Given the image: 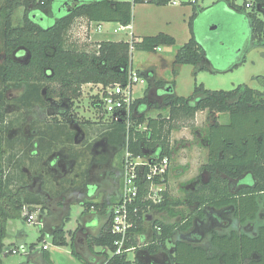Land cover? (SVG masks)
Segmentation results:
<instances>
[{
    "label": "flooded vegetation",
    "instance_id": "flooded-vegetation-1",
    "mask_svg": "<svg viewBox=\"0 0 264 264\" xmlns=\"http://www.w3.org/2000/svg\"><path fill=\"white\" fill-rule=\"evenodd\" d=\"M5 6L3 0L0 5V226L6 233L3 246L9 236L5 221L22 204L37 202L29 206H42L46 213L43 229L56 235L64 231L75 199H101L105 213L100 214L92 206L76 229L78 249L95 252L91 259L95 263L99 256L89 243L109 228L112 207L120 197L123 174L114 162L122 147L124 151L125 141H117L116 134L109 135L108 123H97V130L94 124H79L69 112L71 101L56 96L60 90L56 84L43 81L33 86L30 50L27 44H18L16 32L11 31L23 28L27 17L40 29L47 30L50 27L45 28L47 21L57 20L52 9L33 7L26 11L19 7L10 11ZM20 8L22 20L14 24V13ZM8 13L11 17L8 35H13L10 40L14 45L10 51L4 37ZM43 75L47 80L51 78L48 67ZM149 82L152 89L149 100L163 105L171 94V86L162 81ZM53 131L58 132L56 140L49 143ZM67 141L83 145V151L68 148ZM205 143L208 150L207 137ZM209 157L208 150L205 166ZM81 159L86 160V168L79 169ZM205 166L185 186L186 197L181 202L190 213V220L185 223L190 224L178 228L173 235L174 252L167 248L150 255L148 264H264V192L245 193L255 190V176L247 172L231 178ZM225 186L228 197L222 194ZM208 192L217 197L216 203L194 201ZM17 237L24 239L23 235Z\"/></svg>",
    "mask_w": 264,
    "mask_h": 264
},
{
    "label": "trees",
    "instance_id": "trees-1",
    "mask_svg": "<svg viewBox=\"0 0 264 264\" xmlns=\"http://www.w3.org/2000/svg\"><path fill=\"white\" fill-rule=\"evenodd\" d=\"M225 1L229 8L235 13L245 15L252 32V41H258L264 45V21L259 14H264V0H245L243 6H237L236 0ZM248 1H252V9L246 8ZM145 2L134 0L133 2H120L115 0H5V8L12 11L19 7H24L26 11L31 8H50L54 14V7L58 6L61 14L56 18L47 30H42L33 24L28 17L25 19L24 27L17 28L11 32H16L18 44H27L32 62L29 66L34 72L33 86L40 85L43 81L56 84L60 88L56 96L71 100H78L82 96V88L86 85H102L104 87L116 84H125L128 80V72L131 67V51L143 50L153 52L159 46H174V37L165 33H159L153 37H145L137 41L134 37L132 43L128 41H101L98 48L93 51H86L77 44L69 41L68 35L78 19H84L89 24L102 25L105 23H115L122 26H129L132 23V12L135 4ZM149 4L164 5L163 3L148 2ZM194 6V19L198 15L200 7ZM248 10H252L248 12ZM205 11V10H204ZM199 12V13H200ZM197 17V16H196ZM190 22L191 38L188 43L182 46L174 59V66L192 65L196 71L200 72L207 67L204 61L205 51L196 38L195 28L192 20ZM8 30L4 31V37L8 41V51L14 46L11 44L9 36L11 17L9 13L6 17ZM48 50V53L45 50ZM45 67L49 68L52 75L50 79L43 75ZM177 71V70H176ZM159 82V81H158ZM173 90L175 84H169ZM149 90L143 99L136 100L134 110L138 109L136 124L145 125V130L137 132L132 130L131 148L139 155L146 152H156L159 156H167L172 159L171 135L180 126L192 125L196 114L199 112H212L216 114H228L229 122L220 124L213 122L207 132L208 150L210 153L209 163L205 168L209 170H219L231 178L241 174L251 172L256 179L255 190H247L245 193L264 192V93H259L247 85H241L233 91H212L205 88L203 84L197 85L190 97H179L171 93L164 102V106L169 110L168 117L158 115L147 117L150 105L148 98ZM92 124L91 121H86ZM109 135H118L119 142L125 141V125L116 123L110 125ZM58 132L53 131L49 138V143L56 140ZM61 133L59 132V135ZM171 171V168H170ZM222 194L229 196L226 186ZM216 203L217 197L211 192L205 196L200 195L194 201ZM27 205L37 204V202H27ZM23 205V204H22ZM19 207V216L24 206ZM94 206L100 214L105 213L106 207L98 203H86L83 216L90 212ZM140 213L137 219V227L132 230V234L139 235L140 238L133 237L128 246H135L136 253L133 261L127 255H113L109 257L108 251L115 252L114 242L116 236L110 232L109 228L91 241L93 247L102 248L97 251L99 262L96 264H148L150 255H154L167 250V241L175 234L178 228H185L190 223V213L186 205L175 200L170 192L164 193V201L161 204L151 202H139ZM162 216L153 219V216ZM152 218V222L148 221ZM25 219V218H24ZM151 225L150 230L146 226ZM6 237L4 227L0 226V264H3V240ZM77 232L71 233L72 254L81 262H85L77 256L75 240ZM149 238V240H148ZM41 240H44L42 236ZM54 245H67L65 231L54 235ZM44 255L45 264H53L48 252ZM9 255V254H6ZM148 255V256H147Z\"/></svg>",
    "mask_w": 264,
    "mask_h": 264
},
{
    "label": "rangeland",
    "instance_id": "rangeland-1",
    "mask_svg": "<svg viewBox=\"0 0 264 264\" xmlns=\"http://www.w3.org/2000/svg\"><path fill=\"white\" fill-rule=\"evenodd\" d=\"M0 0V5H2ZM120 2H133V0H115ZM237 6H243L245 0H236ZM200 7L198 15L194 19L193 5H158V4H135L132 12V30H124L114 33L120 25L105 23L100 26V31L94 33L91 25L84 19H78L69 35V41L77 44L86 51H93L98 48L101 41H129L130 32L134 34L137 41L145 37H153L159 33H165L175 38L174 46H159L153 52L143 50L131 51V67L134 72L145 80L133 86V97L136 100L143 99L151 83L146 78V73L154 71L158 81L167 84H175L174 91L179 97H190L195 87L203 84L206 89L212 91H233L241 85H247L251 89L264 93V45L252 41V32L245 15L235 13L225 1L199 0ZM205 10V11H204ZM252 10H248L251 12ZM55 18H60L58 6L54 7ZM23 9H17L13 16V23L19 24L22 20ZM195 28L196 38L203 47L207 60L212 68H205L200 72L192 65L174 66V59L178 50L189 42L191 38V19ZM264 21V14H259ZM49 19L44 25L45 28L55 22ZM96 30V29H95ZM92 33L95 35L92 36ZM177 70V71H176ZM99 94L97 87L84 86L82 96L75 100L76 103L69 104L71 115L79 120V124L86 125V121L94 124L95 130L100 123L98 114L94 108L95 96ZM151 107L147 111V117L162 115L168 117L169 110L166 106L159 105L154 100L150 101ZM110 119V116H109ZM219 122L227 124L228 114H216L208 111L199 112L193 124L180 126L172 132L171 146L173 150L171 159V170L168 189L170 195L182 201L186 197L185 186L187 182L202 172V167L208 161V150L206 148V137L211 123ZM70 122H67L66 125ZM90 126V125H88ZM110 128V126H109ZM70 130L69 127H67ZM100 129V128H99ZM68 138V137H67ZM69 139V138H68ZM68 148H77L83 151V145L75 144L73 141L66 142ZM124 151L118 153L114 166L122 169ZM80 157H78L79 159ZM77 159V160H78ZM87 159V155L85 156ZM78 162L79 169L86 168V160ZM75 172L72 173L74 175ZM176 174V176H174ZM181 174L183 176H181ZM102 204L100 200H79L75 199L70 206L69 220L65 223V236L67 245H54V235H50L40 226L29 223L24 219L23 214L18 212L5 221V228L8 233L3 250V264H45L44 255L40 248L46 241L50 245L48 254L53 264H86L77 259L71 251V233L75 232L81 219L84 217L86 203ZM32 211L38 219L42 215V206H33ZM162 216L154 215L153 219ZM151 218V221L153 220ZM150 230L151 225L146 226ZM19 235L25 236L24 243L17 240ZM44 236V240L41 238ZM149 240V238H148ZM23 245V246H22ZM167 248L171 253L175 249V237L167 241ZM17 249L18 254L6 255V252ZM97 248V251H102ZM37 260H32V255ZM109 257H113L112 251H108ZM135 255L129 253L128 259L133 261Z\"/></svg>",
    "mask_w": 264,
    "mask_h": 264
},
{
    "label": "built area",
    "instance_id": "built-area-1",
    "mask_svg": "<svg viewBox=\"0 0 264 264\" xmlns=\"http://www.w3.org/2000/svg\"><path fill=\"white\" fill-rule=\"evenodd\" d=\"M134 1V0H133ZM145 3H163L174 6L188 4H197L199 0H139ZM252 1H248L246 8L252 9ZM100 31V25L96 27ZM132 30L131 25L122 26L115 30L119 33L124 30ZM132 43L134 36L130 32ZM145 80L134 72L130 67L128 80L125 84H116L104 87L102 85H86L97 87L99 94L95 96L94 108L98 114L100 122L114 125L120 123L125 125L126 137L124 143V155L122 159V185L120 197L112 207L110 232L116 236L114 246L116 248L113 255H129L136 253V247L128 246L133 237L139 239V235H133L132 230L137 227V219L141 211L139 202H151L152 204H161L164 201V193L169 191V178L171 160L167 156H159L156 152H146L143 155L136 154L131 148L130 132L135 130L142 132L145 125L136 124L138 109L134 110L136 99L133 97V86L138 83H144ZM84 87V86H83ZM83 89V88H82ZM110 116V119H109ZM93 209V208H92ZM43 213V210H42ZM22 214L29 223L37 224L43 228V222L39 221L37 215L32 211L29 205H25ZM50 245L44 244L41 251L47 252ZM7 254H18L17 249H12Z\"/></svg>",
    "mask_w": 264,
    "mask_h": 264
},
{
    "label": "crops",
    "instance_id": "crops-1",
    "mask_svg": "<svg viewBox=\"0 0 264 264\" xmlns=\"http://www.w3.org/2000/svg\"><path fill=\"white\" fill-rule=\"evenodd\" d=\"M91 25V27H92V30H93V32L94 33H96V32H98L97 31V29H96V27L98 26L97 24H90ZM101 26V25H100ZM131 27H133L132 25H131ZM96 29V30H95ZM133 29V28H132ZM94 33H92V36L93 35H95ZM133 36H134V34H133ZM151 72H153L152 73V80H153V82L154 81H158L157 80V78H156V74L154 73V71H151ZM150 90H151V88H150ZM176 94V93H175ZM140 111V110H139ZM98 200H100V202L101 203H104V201L103 200H101V199H98ZM106 207V206H105ZM44 214V215H43ZM45 214L46 213H42V222H43V224H44V216H45ZM66 222V221H65ZM66 224V223H65ZM65 228V227H64ZM40 229H41V231L43 232L44 231V229L43 228H41L40 227ZM140 238V237H139ZM66 240H67V238H66ZM76 240H77V243H79L80 241H78V239L76 238ZM76 240H75V247H74V249H75V251H76V254H77V251L79 250L78 249V247H77V244H76ZM24 241L25 240H21V243H24ZM71 241V240H70ZM70 244H71V242H70ZM89 246H91L92 247V244H91V242L89 243ZM91 249V248H90ZM92 249H94V251H96L97 252V248L96 247H93ZM80 251V250H79ZM43 252V251H42ZM48 252V251H47ZM80 252H83V253H88V252H84V251H80ZM95 252H93V251H91L90 250V253H88L87 255L89 256L88 258H86L87 260H84V258H83V256H80V255H78L77 254V256H80L85 262H90V264H95V263H97L96 261H97V259L95 260V263L93 262V260H91L92 258H93V255H94V257H95V254H94ZM39 254H37L36 256H38ZM97 255V254H96Z\"/></svg>",
    "mask_w": 264,
    "mask_h": 264
},
{
    "label": "water",
    "instance_id": "water-1",
    "mask_svg": "<svg viewBox=\"0 0 264 264\" xmlns=\"http://www.w3.org/2000/svg\"><path fill=\"white\" fill-rule=\"evenodd\" d=\"M204 61H205V63L207 64V67L211 69V68H212L211 63L207 60L206 55L204 56ZM152 73H153V72H148V73H146L145 76H146V78L148 79V81H149L150 79H151V80L153 79V78L150 77V76L152 75ZM171 89H172L171 93H175V91L173 90L172 87H171ZM151 91H152V89L149 91V95H150ZM84 217H85V216H84ZM39 221H42V215L40 216ZM148 221H151V218H149ZM23 240H25V236H24V239H23ZM20 241H21V240H20ZM22 246H23V245H22ZM77 254L80 255V256H83L84 260H87L86 258L89 257V256L87 255L88 253H83V252H80L79 250L77 251ZM36 257H37V256H35V255L33 256V255H32L31 259L35 261V260H37ZM85 257H86V258H85Z\"/></svg>",
    "mask_w": 264,
    "mask_h": 264
}]
</instances>
